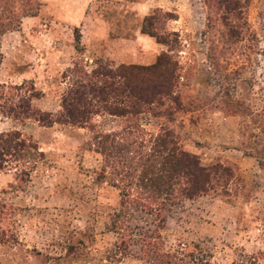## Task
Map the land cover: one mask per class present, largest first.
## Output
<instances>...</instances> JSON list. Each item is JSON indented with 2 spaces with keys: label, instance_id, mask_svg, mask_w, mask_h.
<instances>
[{
  "label": "rangeland",
  "instance_id": "rangeland-1",
  "mask_svg": "<svg viewBox=\"0 0 264 264\" xmlns=\"http://www.w3.org/2000/svg\"><path fill=\"white\" fill-rule=\"evenodd\" d=\"M233 1L225 24L219 16L206 31V15L225 12L223 6L210 11L203 5V24L201 15L197 26L186 24L189 30L178 35H171L169 25L176 13L166 10L174 14L167 19L165 10L153 9L155 31L167 41V51L150 63L130 64L112 58V48L123 46L112 38L142 23L139 8L132 12L121 0H1L5 8L39 3L36 17L22 18L15 29L17 41L5 39L3 46L8 54L22 55L17 62L24 68L35 62L32 34L55 31L65 39L79 30V49L74 40L64 48L61 63H69L40 96L30 97L33 106L57 111L72 80L67 69L74 66L87 73L120 69L144 82L167 80L172 67L178 104L170 106L169 116L160 107L138 113L142 131L130 126L147 143L140 152L148 158L131 193L141 199L145 193L160 195L153 207L132 198L123 206L126 188L111 179L109 168L102 170L108 156L128 155L103 136L120 131V117L99 112L86 126H41L33 120L20 125L0 107V132L17 130L37 146L2 161L0 264H148L144 251L150 244L190 264H245L251 256H264V0ZM14 45L17 52H11ZM168 127L201 165L228 167L225 182L213 181L210 191L193 198H175L173 176L164 175L162 163L169 148L159 136ZM171 159L168 164L175 166Z\"/></svg>",
  "mask_w": 264,
  "mask_h": 264
},
{
  "label": "trees",
  "instance_id": "trees-1",
  "mask_svg": "<svg viewBox=\"0 0 264 264\" xmlns=\"http://www.w3.org/2000/svg\"><path fill=\"white\" fill-rule=\"evenodd\" d=\"M201 1L203 5L210 8V11L211 7H215L217 11L218 7L223 6L225 12L222 14L216 13V16H214L213 12L211 15L207 14L205 21L206 31L214 27V19L218 20L219 16L222 23L224 22L225 24L228 21L226 14L230 10H234L233 6L236 5L233 0ZM5 5L7 4H1L0 0V9L2 10L0 12V38L3 33L17 29L23 17L35 15L39 9V3L34 7L29 5L16 7L15 4H11L8 5L9 9L5 8ZM14 8L16 11L13 10ZM164 13L168 16L167 19L174 17L173 13L167 11H164ZM155 20L154 13L144 16L140 31L154 37L158 43L168 46L167 41L156 33ZM228 25L229 31L234 33L232 26ZM171 35L178 34L175 31H171ZM74 41V46L77 49L79 42V30L77 28H74ZM133 68L140 67L133 65ZM67 71L72 74L70 87L61 96L60 108L55 112L43 111L29 102L30 97H38L42 94L31 80L23 81L20 84L0 83V107L3 108V115L18 122L20 125H24L27 120H33L41 126H51L54 123L86 126L91 123L93 115L99 112H107L120 117L125 124L122 125L120 131L104 134L103 136L117 141L118 145H121L123 149H127L128 155L119 157L115 155L108 156L104 161L106 164H103L102 170L105 171L109 168L111 179L121 187L126 188V193L125 191L123 193L125 197L122 199L123 206L129 205L130 198H132V201L137 202L141 198L131 193L132 190L135 193V189L132 188L136 178L139 179L141 177L140 174L143 172L148 160L144 156L145 153L142 155L140 152V149L145 144L144 139L134 135L133 129L143 130L138 127L137 114L147 110L156 112V107H160L164 108V115H170V106L178 104L177 93L174 92V84L172 83V80H174V69L172 67L168 68L169 78L165 81L149 80L145 82L129 79L127 74L124 75L120 69L94 70L87 73L74 66L68 68ZM24 88H26L25 91L23 90ZM22 91L25 92L24 95L23 93L21 94ZM157 113L160 114L162 111L158 110ZM159 136L162 139V146L165 145L166 148H169V152L166 154L167 158L162 159V163L167 164L168 169V171L167 169L164 170V175L166 176L168 172V177L173 176L172 179L175 184L173 196L175 198H193L210 191L213 188V181L225 182L224 177L230 171L228 167L222 165L206 167L201 165L197 155L179 147L177 136L170 127L165 128L163 132L159 133ZM36 148L35 143L26 140L22 133L17 130L0 132V169L3 166L2 161L6 160V157L15 156L18 151ZM172 157H175V166L168 164L171 163ZM136 192L141 196L144 194L137 190ZM141 200L152 207L154 204L158 206L160 195L145 193V197H142ZM119 222L120 225L124 224L120 219ZM152 247L153 245L150 244L149 249L144 251L146 254L144 259L148 264H190L177 252H159L158 247H155V250L150 249ZM260 258H262L261 261H259ZM245 264H264V256H251L250 260Z\"/></svg>",
  "mask_w": 264,
  "mask_h": 264
},
{
  "label": "crops",
  "instance_id": "crops-1",
  "mask_svg": "<svg viewBox=\"0 0 264 264\" xmlns=\"http://www.w3.org/2000/svg\"><path fill=\"white\" fill-rule=\"evenodd\" d=\"M121 5H125L127 8L132 9V12H134L136 8H139L142 11L141 21L144 16L152 13L153 9L160 8L165 11L175 12L176 18L169 23L170 30L175 32L178 31L181 34H183L184 30H189L186 24H195V26H197L201 15L202 24L204 22L203 11L202 13L199 12V8H201V10L203 8L201 0H121ZM184 12L187 14L183 16L182 14ZM35 15H37V13ZM35 15L30 16L36 17ZM187 15L189 16L187 17ZM140 27L141 24L137 25L130 34H116L114 38H112L114 43L116 41L123 44L118 51L117 47L112 48L115 53H112V58L114 59L113 56L120 58V61L117 62H129L130 64H137V62L150 63L162 51L166 50V46L158 43L154 37L142 33ZM17 32L18 31H15V29L14 31L9 30L3 33L0 38V53L2 54L0 62V83L20 84L25 80H31L36 88L44 91L45 88L49 86L50 80L54 79L69 63V61L61 63V55L64 53V48L68 49L72 46L71 42L74 38L72 35L68 34L65 39L63 37V39H61V37L55 35V31L32 34L31 38H29L31 40L30 43L33 44L32 47H34L33 49L31 47V49L35 62L30 68L29 66L24 68L21 66L22 63L17 62L22 58V55L17 52V46L14 45L11 50V52L17 53L8 54L3 48L5 39L11 38L15 42L17 41ZM18 34L21 35V33ZM24 41L27 42L28 40L25 39ZM68 57L71 59V55H68ZM0 126H5V121H0Z\"/></svg>",
  "mask_w": 264,
  "mask_h": 264
}]
</instances>
